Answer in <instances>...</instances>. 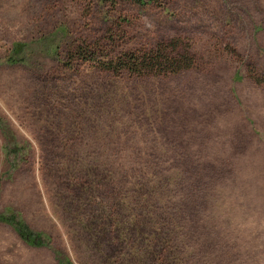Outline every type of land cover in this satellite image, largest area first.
<instances>
[{
    "label": "rangeland",
    "instance_id": "obj_1",
    "mask_svg": "<svg viewBox=\"0 0 264 264\" xmlns=\"http://www.w3.org/2000/svg\"><path fill=\"white\" fill-rule=\"evenodd\" d=\"M0 118V264H264V0H0Z\"/></svg>",
    "mask_w": 264,
    "mask_h": 264
},
{
    "label": "trees",
    "instance_id": "obj_2",
    "mask_svg": "<svg viewBox=\"0 0 264 264\" xmlns=\"http://www.w3.org/2000/svg\"><path fill=\"white\" fill-rule=\"evenodd\" d=\"M19 43H14L12 46V55L7 57L8 62H14L13 55L17 53L16 48ZM180 46L178 38L169 39L160 42L154 49L151 48L147 52L134 53L126 52L121 53L116 60L112 62H102L99 67L109 71L120 72L122 70L133 73H142L143 71L162 73L164 71L180 72L188 70L193 67V59L191 54ZM253 82L260 84L262 81L259 78H254ZM0 131L6 142L3 144L6 156L12 154L13 158L22 157L23 150L15 141L11 143L12 135L7 132L5 124L2 123L0 118ZM15 160H13L14 164ZM13 166V165H12ZM0 222L8 224L15 231L17 236L25 243L36 247H48L49 243L43 238L42 233L31 229L22 219L18 212H15L11 207L6 208L0 212Z\"/></svg>",
    "mask_w": 264,
    "mask_h": 264
}]
</instances>
